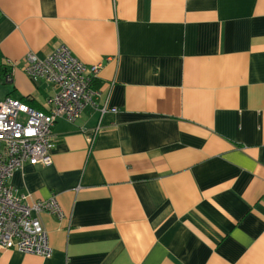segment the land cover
I'll return each mask as SVG.
<instances>
[{
  "label": "crops",
  "instance_id": "1",
  "mask_svg": "<svg viewBox=\"0 0 264 264\" xmlns=\"http://www.w3.org/2000/svg\"><path fill=\"white\" fill-rule=\"evenodd\" d=\"M61 43L95 106L9 180L56 198L51 256L0 264H264V0H0V99L43 110L23 59Z\"/></svg>",
  "mask_w": 264,
  "mask_h": 264
},
{
  "label": "built area",
  "instance_id": "2",
  "mask_svg": "<svg viewBox=\"0 0 264 264\" xmlns=\"http://www.w3.org/2000/svg\"><path fill=\"white\" fill-rule=\"evenodd\" d=\"M99 68L100 64L79 61L63 43L43 58L29 52L23 59V72L30 78H43L54 87L44 100V109H34L15 98L0 99L1 249L51 256L48 234L36 215L48 212L62 218L56 198L30 200V194L18 192L9 180L25 164L51 163L54 123L57 119L73 122L86 106H95L92 80Z\"/></svg>",
  "mask_w": 264,
  "mask_h": 264
}]
</instances>
